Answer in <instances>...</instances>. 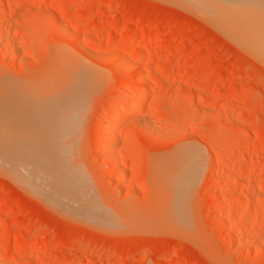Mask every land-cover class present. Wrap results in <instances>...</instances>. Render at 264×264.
<instances>
[{"label":"rangeland","instance_id":"obj_1","mask_svg":"<svg viewBox=\"0 0 264 264\" xmlns=\"http://www.w3.org/2000/svg\"><path fill=\"white\" fill-rule=\"evenodd\" d=\"M20 3L0 0V124H18L30 136H17L11 125L17 135L8 129L10 139L42 144L46 159L68 155L60 159L65 180L77 184L71 170L82 182L66 186L88 196L72 205L90 208L92 216L100 211L102 219L63 214L1 169L0 264H264V56L243 47L221 15L217 20L218 13L212 17L211 8L206 13L197 4ZM144 33L151 37L141 40ZM138 87L144 107L104 149L110 116L118 117L111 109ZM182 150L201 152L203 164L189 167L196 182L186 171L191 185L174 197L165 178L185 171ZM178 157V168L166 170L163 163L169 169L167 161ZM174 180V188L182 184Z\"/></svg>","mask_w":264,"mask_h":264},{"label":"bare ground","instance_id":"obj_2","mask_svg":"<svg viewBox=\"0 0 264 264\" xmlns=\"http://www.w3.org/2000/svg\"><path fill=\"white\" fill-rule=\"evenodd\" d=\"M22 1H23V3L25 4V3H28V2H30V0H21V3H22ZM28 1V2H27ZM67 1V0H66ZM171 1H174V2H178V4H181V5H183V6H191L192 4H194V5H198V7H200V9L201 10H203L204 9V11L207 13V11H209L208 9H210V12H208L207 14L209 15V13H210V16H212L213 17V15L212 14H214V13H218V14H215L214 16H215V18H216V16H217V20H219V18L222 16V22H221V19H220V23H223V24H225L226 23V21H227V23H230L231 24V28H232V30H234V29H236L239 33H236L235 35H241L242 37H240V39H244L245 40V43H244V41H241V44L243 45V43H244V45L246 44L247 46H248V48L249 49H251L252 51H254V52H256V53H258V54H260V55H262V56H264V0H171ZM20 3V4H21ZM69 3V2H68ZM69 5V4H68ZM21 6H23V4L21 5ZM68 7V6H67ZM192 7H194V6H192ZM203 12V11H202ZM213 12V13H212ZM206 14V15H207ZM205 15V16H206ZM221 15V16H220ZM220 16V17H219ZM223 16L225 17V21H223ZM219 17V18H218ZM209 18V17H208ZM226 18H227V20H226ZM215 19V20H216ZM214 22V21H213ZM225 22V23H224ZM217 24V23H216ZM229 24V25H230ZM227 25V24H226ZM218 26V25H217ZM219 26H221V28H222V26L223 25H219ZM216 27V26H215ZM226 27H228V25L226 26ZM234 27V28H233ZM227 29V28H226ZM228 29H230V28H228ZM231 30V31H232ZM233 32V31H232ZM232 32H230V35L231 34H234V33H232ZM228 34V33H227ZM229 35V36H230ZM136 37V36H135ZM135 37H133L132 36V38L130 37V39L127 41L128 43L127 44H129V45H133L134 44V40H135ZM151 36L149 35V34H146V33H144V34H141V37H140V39L142 40H146V39H149ZM231 37H234V35H231ZM236 41V40H235ZM240 41V40H239ZM239 41H238V43H239ZM109 44V43H108ZM126 44V43H125ZM243 45V47H246V45L244 46ZM94 46V45H93ZM248 48H247V50H248ZM134 50H135V53H134V58L136 57V55H137V53H138V48L137 49H135L134 48ZM139 50H140V48H139ZM133 55V54H132ZM133 57L132 58H129L127 61L128 62H126V64H125V66L127 65V67L128 68H130L132 65L134 66V59H133ZM119 62V61H118ZM126 67V68H127ZM125 68V67H124ZM125 68V69H126ZM127 68V69H128ZM71 71V70H70ZM72 71H73V68H72ZM127 73H128V71H126ZM70 75H72V74H70ZM69 76V75H68ZM65 77V76H64ZM77 78H78V76H77ZM82 78V77H81ZM72 81V80H71ZM63 85V84H62ZM81 88V87H80ZM67 90V89H66ZM81 90H82V88H81ZM145 99H147L146 98V93H145V90H144V87L143 88H135V90H132L131 92H130V94L128 95V97H126V99H124L125 101H123V103L121 104V106H119V107H121L120 109H119V107L118 106H116V107H114L113 109H111V114H115L116 115V113H118L117 114V116L118 117H115V119L113 120V118H114V115L112 116L111 114V116H110V118L111 117H113L112 118V121H110V124L109 125H107V128H106V133H105V135L106 136H104L105 137V139H104V144H102V146H104V149H106V150H110L112 147H114V145L116 144V132H117V128H119V125L121 124V123H123L124 122V120H126L128 117H130L131 115H133L134 113H137L138 111H140V110H142V108L144 107V105H145ZM4 101H6V100H4ZM8 101V100H7ZM2 103H3V101H2ZM121 103V102H120ZM20 109H22V108H20ZM19 109V110H20ZM22 111V110H21ZM1 115H3V114H1ZM4 117V119H5V116H3ZM6 120H11V119H6ZM18 121H19V119H17ZM23 121H24V119H22ZM17 121V122H18ZM26 121V120H25ZM4 122L6 123L7 121H5L4 120ZM9 122V121H8ZM7 122V126H6V124H4V123H2V125L4 124V126L2 127V128H4L3 130L6 132L8 129H9V127L11 126V128H13V129H15L16 128V130L18 131L19 129H18V127L19 126H15V125H18V124H15L14 122V124H11L12 123V120L10 121V123H8ZM28 122V121H27ZM1 123V122H0ZM20 123V122H19ZM30 123V122H29ZM8 124H10L9 126H8ZM24 124V123H23ZM23 124L21 123L20 125H22L23 126ZM26 124V123H25ZM31 124V123H30ZM1 125V124H0ZM1 125V126H2ZM233 125H234V123H233ZM6 126V127H5ZM14 126V127H13ZM27 126V125H26ZM28 126H29V124H28ZM32 126V125H31ZM232 126V125H231ZM21 127V126H20ZM30 127V126H29ZM37 128V127H36ZM33 129H35V127H34V125H33V128H32V130L31 131H33ZM38 129V128H37ZM3 130H0V132H2ZM10 130V129H9ZM8 130V132H10ZM4 131H3V133H0V134H2V135H0V137L2 136V138L3 137H5V142H2L1 144L3 145H1L0 144V152H4L5 151V153L8 155V153H10V155H8L7 157L5 156V157H3L2 155L4 154V153H0L1 154V156H0V170L2 169V170H4L5 168V170H7L10 174L9 175H11L12 177L11 178H13L14 179V181H16V182H18V185L20 184V185H22V186H25L24 188H29V189H32V191L31 190H29L28 188V190H29V192L31 193V194H33V195H35V196H37L38 198L40 197L41 199H42V197H43V199H42V201H45L46 199L45 198H47V200L48 201H45L46 203H48L49 202V205H51V207H54V205L56 206V203H58L57 204V206L56 207H54V208H56L57 210H59L60 211V209L61 210H63V211H60V212H63V214H69V216H71L72 215V213H75L76 214V216H77V214H78V216H80L79 214H81V212L83 213V214H85V218L86 219H91V218H87V215H89V217H97L99 214H100V211L97 209V211H96V213L98 212L99 214L97 215H94L95 214V212L93 211V215L94 216H92V214H87L88 212L90 213V208H87V207H85V208H87V210H88V212L86 213V209H81V207L79 208H77V210L75 209V207H74V205H77V203L75 204L74 203V201L76 200L77 201V197H78V200H79V202H80V199L82 198L81 196H75L76 194L74 193V194H72V191L70 192L69 191V188H68V185L66 186V183L69 181H66L65 180V178L68 176L67 174H66V171H67V169H65V167L64 168H62V166H63V161H61L60 159H62L61 158V155H59V157L60 158H58V157H56V158H51V155H50V157L49 158H51V159H46L44 156L45 155H47V154H45L44 152L42 153L44 156H41L42 154H41V152L39 151V150H41L40 149V147H42V144H41V146L40 145H35V143L36 142H33V140L31 141L30 139V143L29 144H27V143H24L23 142V140H19L17 137H15V139L13 140V139H10L11 138V135L10 134H14L15 135V132H13V131H11L10 132V134L9 133H7L6 132V134L4 133ZM22 132V134H20V132L18 131V135H17V133H16V135L17 136H20V135H24L23 134V131H24V129L23 130H21ZM26 131V130H25ZM37 131V132H36ZM36 131H34V132H36V133H38V130H36ZM30 133V132H29ZM12 134V137H14V135ZM27 134H28V132H27ZM27 134L26 135H24V138H25V136L26 137H29V136H27ZM31 134V133H30ZM104 134V133H103ZM15 135V136H16ZM33 135V134H32ZM58 135V134H57ZM33 136H35V135H33ZM59 136V135H58ZM7 137H9V139L7 138ZM23 137V136H22ZM21 138V137H20ZM56 138V137H55ZM4 139V138H3ZM28 140V141H29ZM3 141V140H2ZM31 142H33L32 144H31ZM56 142V141H55ZM39 143V142H38ZM37 144V143H36ZM50 144V143H49ZM55 143H52V145H54ZM29 145H35L34 146V149H32L33 147L31 146V150H29L30 149V147H29ZM38 146H40L39 148H37ZM47 146V145H46ZM101 146V147H102ZM2 147V148H1ZM49 147V146H48ZM47 147V148H48ZM6 148V149H5ZM29 148V149H28ZM35 148L37 149V151L35 150ZM43 148V147H42ZM47 148H46V150H47ZM103 148V147H102ZM68 149V148H67ZM186 149V148H185ZM35 150V151H34ZM46 150H45V152H46ZM54 150V149H53ZM66 150V149H65ZM187 150L188 151H190L188 148H187ZM7 151V152H6ZM30 151H34L33 152V154L34 155H32V152L30 153ZM41 151H43V150H41ZM48 151V150H47ZM51 151V150H50ZM50 151H49V153H50ZM183 151V150H182ZM181 151V152H182ZM37 152H39L40 154H37ZM192 152V151H191ZM12 153V154H11ZM47 153V152H46ZM48 153V154H49ZM52 153V152H51ZM55 153V152H54ZM63 153V152H62ZM195 154V152L193 151L192 153H187L186 151H183L182 153H181V156H179V157H181L180 159H181V162L179 163V161H180V159H179V157L177 158V160L178 161H176V159L174 160V159H170L171 161H176L175 163L174 162H171L170 160H168L167 162L169 163V165L171 164V167L169 168V169H167V167H168V164H166V162H164L163 164H164V166H166V170H168V171H170V169L171 168H174V167H176V168H178L177 167V164L179 165V168H181L182 169V167H183V170H185V171H183L182 172V174L181 175H179L178 176V174H180L179 173V171H181V170H179V171H177L178 169H176L175 171L174 170H172V172H168V174H167V177L166 176H162V178L163 177H166L165 179H167L165 182L169 185H166V187L168 188V187H171L172 189H173V192L171 193V194H167V195H171V196H173V194H174V197H176L177 195H180V194H178V193H176L178 190H180L181 188V190L180 191H178V192H180V193H183V192H181L182 190H183V188L184 187H182V186H184L185 184H186V182H188V181H186V180H188L190 177H188V176H192L193 174L192 173H190L189 172V167L191 166V167H193V166H195L194 165V163L195 164H197V163H201L200 161V159H202V157H200V156H202V153L201 152H197L198 154ZM35 154H37V156L35 155ZM56 154V153H55ZM201 154V155H200ZM218 154V153H217ZM241 154V153H240ZM243 154V153H242ZM38 155H40V156H38ZM57 155V154H56ZM63 155H64V153H63ZM67 155V154H66ZM200 155V156H199ZM52 156H55V155H52ZM68 156V155H67ZM67 156H65L66 158H68ZM65 157L63 158V159H65ZM197 157H198V159L199 160H196L197 159ZM48 158V157H47ZM171 158H172V156H171ZM175 158H176V156H175ZM62 159V160H63ZM74 159H75V157H74ZM74 159H73V161H74ZM112 158L110 157V160H111ZM168 159V158H167ZM70 160V159H69ZM65 161H66V159H65ZM199 161V162H198ZM109 162V161H108ZM178 162V163H177ZM197 162V163H196ZM66 163V162H65ZM75 163V162H74ZM158 163V162H157ZM174 163V164H173ZM193 163V164H192ZM3 164H5V167L3 166ZM163 164H161V169H158V170H163L162 168H163ZM201 164H203V163H201ZM200 164V165H201ZM10 166L11 167V169H10V167L9 168H7L8 166ZM71 166L70 164H69V161H68V163L65 165V166H67V167H69V166ZM200 165L198 164V167L200 168ZM158 167V166H157ZM194 168V167H193ZM195 168H197V167H195ZM195 168H194V170H195ZM198 168V169H199ZM62 169L63 170H66V171H62ZM69 170L71 169L70 167L68 168ZM157 169V168H156ZM192 169V168H191ZM157 170V171H158ZM156 171V172H157ZM173 171H174V173H173ZM188 173H190V174H192V175H190V174H188V179L185 177V175H187V172ZM193 171V170H192ZM197 171V170H196ZM195 171V172H196ZM155 172V173H156ZM160 172V171H159ZM163 173H164V170L162 171ZM176 172H178V173H176ZM185 172H186V174H185ZM70 173H72L74 176L72 177L71 176V179L68 177L67 179H70V180H72V182H73V178H76V181H77V184H75L76 182H73V184H75L74 186L76 187V185H78L79 184V182L81 181L80 179H78V177H77V175L76 174H74L71 170H70ZM70 173H68V174H70ZM167 172L165 171V174H166ZM171 173V177H169L170 174ZM173 173V174H172ZM197 173V172H196ZM7 174V173H6ZM66 174V175H65ZM71 174V175H72ZM157 174V173H156ZM164 174V175H165ZM177 174V175H176ZM184 174V175H183ZM65 175V176H64ZM75 175H76V177H75ZM81 175V174H80ZM158 175H159V177H160V174L158 173ZM161 175H163V174H161ZM173 175V176H172ZM197 174H195V175H193V178H192V182L191 181H189V183H187V184H189V185H191V183H193L194 181H195V178L196 177H194V176H196ZM176 176V177H175ZM183 176H184V178H183ZM172 177H174L173 179H177V181H175V182H178V180L180 181L179 183H177V184H180V183H182L181 185H178L177 186V188L175 187H173V186H175V183H173L172 181H173V179H171ZM177 177H179V178H177ZM184 179H182V178ZM161 178V179H162ZM186 178V179H185ZM190 178V179H191ZM171 179V180H170ZM189 179V180H190ZM75 180V179H74ZM78 180H79V182H78ZM163 180H164V178H163ZM168 180L170 181V183H171V186H170V183H168ZM185 182V183H183V182ZM15 182V183H16ZM70 182V181H69ZM82 182V181H81ZM191 182V183H190ZM196 182V181H195ZM71 183V182H70ZM161 183V182H160ZM172 183H173V185H172ZM17 184V183H16ZM67 184H69V183H67ZM72 184V183H71ZM72 184V185H73ZM81 184V183H80ZM84 183H82V185H83ZM176 184V185H177ZM186 184V185H187ZM194 184H196V183H194ZM73 186V187H74ZM180 186V187H179ZM21 187V186H20ZM74 187V189L76 190L77 188H75ZM79 187V186H78ZM84 188H85V186H84ZM83 188V189H84ZM89 188V187H88ZM179 188V189H178ZM26 189V190H27ZM71 189V188H70ZM73 189V188H72ZM73 189V190H74ZM87 189V188H86ZM85 189V190H86ZM164 190H165V188H163ZM169 189V188H168ZM176 189H178L177 191H174V190H176ZM79 191H85V190H81V188H79L78 189ZM170 190V189H169ZM166 191L167 192H169L167 189H166ZM35 192L36 193H38V194H40V195H38V194H35ZM87 192V191H86ZM177 195H176V194ZM81 194V193H80ZM88 194H90V196H91V193H90V191H89V193ZM190 194V193H189ZM74 195V196H73ZM83 195V194H82ZM176 195V196H175ZM89 196V197H90ZM79 197H81V198H79ZM85 197V198H84ZM83 197V199H81V200H85L86 199V196H84ZM39 198V199H40ZM75 198V199H74ZM172 198V197H171ZM178 198V197H177ZM185 198V197H184ZM87 199H88V196H87ZM86 199V200H87ZM164 199V198H163ZM186 199H188L187 197H186ZM50 200V201H49ZM53 202V203H52ZM73 202V203H72ZM85 202V201H84ZM83 201H82V203L80 202V204H83L84 203ZM173 202V201H172ZM184 203V202H183ZM72 204H74V205H72ZM79 204V203H78ZM48 205V206H49ZM53 205V206H52ZM85 205V204H84ZM235 205V204H234ZM78 206V205H77ZM82 206V205H81ZM86 206V205H85ZM98 206H100V204L98 205ZM169 206V205H168ZM172 206V205H171ZM57 207H59L60 209H58ZM74 207V208H73ZM83 207V206H82ZM101 208V207H100ZM231 208V207H230ZM72 209H74V210H72ZM80 209V210H79ZM90 209V210H89ZM176 209H177V207H176ZM76 210V211H75ZM78 210H79V213H78ZM175 209H173V211H174ZM73 211H75V212H73ZM91 211V212H92ZM67 212V213H66ZM167 212H168V210H167ZM101 213H103L102 215L104 216V214H105V212L103 211V210H101ZM163 213H164V211H163ZM165 213H166V211H165ZM170 213V212H169ZM61 214V213H60ZM83 214H82V216H83ZM168 213H166V215H167ZM101 215V214H100ZM99 215V216H100ZM73 216V215H72ZM75 216V215H74ZM81 216V217H82ZM98 216V217H99ZM109 216V215H108ZM121 216V215H120ZM112 217H114L113 215H112ZM112 217L110 216V217H108V219H112ZM165 217V216H164ZM83 218V217H82ZM85 218H83V219H85ZM92 218V219H93ZM105 218V219H104ZM103 218V220H107L106 219V217H104ZM98 219L99 220H101L102 219V217H101V219H100V217L99 218H95L94 219V222L95 221H98ZM112 220H114V219H112ZM111 220V221H112ZM116 220V219H115ZM86 221V220H85ZM110 221V222H111ZM119 221V220H118ZM133 221V220H132ZM101 222H103V221H101ZM101 222H98V223H101ZM107 222V221H106ZM113 223H114V221H112ZM125 222V221H124ZM140 222V221H139ZM105 223V222H104ZM134 222H132V224H133ZM160 223V222H159ZM128 224V223H127ZM101 225H104V224H102L101 223ZM115 225V224H114ZM138 225V224H137ZM134 227V226H133ZM150 228V227H149ZM35 250V249H34Z\"/></svg>","mask_w":264,"mask_h":264}]
</instances>
